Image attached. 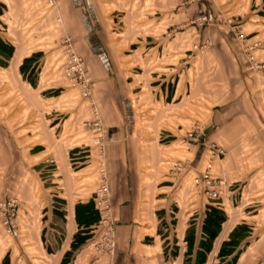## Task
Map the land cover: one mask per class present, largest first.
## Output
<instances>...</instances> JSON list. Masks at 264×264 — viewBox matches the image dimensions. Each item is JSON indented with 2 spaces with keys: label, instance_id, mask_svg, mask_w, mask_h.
Returning a JSON list of instances; mask_svg holds the SVG:
<instances>
[{
  "label": "crops",
  "instance_id": "0c3cea01",
  "mask_svg": "<svg viewBox=\"0 0 264 264\" xmlns=\"http://www.w3.org/2000/svg\"><path fill=\"white\" fill-rule=\"evenodd\" d=\"M212 1L184 9L173 21L176 0H59L55 9L43 0H0V41L13 48L12 54L0 50L5 61V66L0 63V85L12 88L10 76L22 75L21 63L37 48L46 59H62L60 44L66 36L73 38L76 54L87 60L108 126L116 224L114 253L96 249L101 235L97 223L92 237L74 249L76 235L83 231L77 206L95 204L91 158L96 150L77 116L62 130L44 116L40 129L29 123L24 128L25 139L40 143L39 149L27 146L30 163L20 167L22 176L16 180L10 174L19 165L9 166V177L18 183L13 188L21 201V233L8 236L0 222V264L6 257L9 264H62L73 249L71 264H183L190 224L196 222L200 240L206 206L214 203L194 180L212 144L226 151L212 172L227 181L220 203L228 216L212 257L234 228L247 224L250 235L238 264H264V71L248 69L244 49L257 42V57L264 62V0ZM210 11L236 17L233 28L243 33L219 24L169 35L188 15ZM120 12H129L121 35L115 32ZM157 12L166 15L158 31ZM142 27L148 32H141ZM208 37L213 46L196 50L195 44ZM5 78L8 83L2 82ZM194 126L203 130L200 142L188 137ZM18 136L0 133V140L10 141V155ZM176 162L184 170H175ZM175 238L180 253L172 256Z\"/></svg>",
  "mask_w": 264,
  "mask_h": 264
},
{
  "label": "rangeland",
  "instance_id": "374dc122",
  "mask_svg": "<svg viewBox=\"0 0 264 264\" xmlns=\"http://www.w3.org/2000/svg\"><path fill=\"white\" fill-rule=\"evenodd\" d=\"M212 0H207L208 4H211ZM203 2V0H176V3H178V10L173 11V21H175L176 17L175 15H179L182 13V11L186 8L190 7H197V4ZM263 3V2H262ZM185 12V11H184ZM129 12H120V22H119V15L116 17V23L117 28L115 32L124 33L123 29L126 28L127 24L124 21L125 15H127ZM118 13H115V16ZM143 13H136L135 15L138 16L141 19H147L148 15H145ZM157 31L160 30V23L165 20L166 15L164 17V13L157 12ZM188 20L179 22L177 24H174L172 26V29L169 31V35L173 36L176 33H180L182 31L188 30V28H192L195 26L205 27L207 30L211 29L212 27L216 25H221L224 29L229 30H235L237 34L243 33L242 28H233L235 27L233 22L236 20V17L230 16V15H217L214 12L210 11L208 13H199L197 15L196 12L188 15ZM59 21H61L59 19ZM135 21L138 22L135 18ZM144 21V25H146V20ZM218 22V23H217ZM143 24V23H142ZM163 25V24H162ZM196 28V27H195ZM248 31L247 29L244 30ZM141 32H148L147 29H144L142 27ZM211 34H208L210 36ZM69 38L70 39V46L68 42H65V40ZM211 39V37H208L204 39V41L197 46L195 44V49H199L201 52L207 51L209 48H211L213 45L210 44L208 47H205L206 40ZM212 41V39H211ZM212 43V42H211ZM64 57L62 59L57 60H49L44 57V50H41L40 48H37L36 51L41 52L42 55L37 57V59L32 60L29 63H21L20 65V71L22 73V69L25 67L26 71L22 73V75L10 76V80L12 85V88L7 87V85H0V133L3 134V131H10L12 133L19 134L18 139L15 141L16 144L13 145L12 149L15 146V150H13V155H10L9 149H8V143H10L9 140H0V167H2L3 171L0 172V202L1 201H8L9 199H16L18 201V212L21 207V201L20 198L15 194V189L13 187H17L18 183H16L13 178L9 177V166L15 165V163L19 166H17L16 171H12L13 176H17L24 173V168H22V172L20 173V167H24V165L29 164L25 159V151L27 146L29 145V148L37 147L39 146V139L34 140L28 138L25 139V130L24 128L29 123L30 126L38 127L37 129H40L42 127L41 123L43 122L42 119H44V116H47L49 121H54L55 123H59L60 127L59 130H62V125L65 124V126L68 125V121L73 116H77L79 118L78 125L82 129V131L89 132L90 135H92V146L94 147L96 152L94 153L95 156L91 158V160H95V181H96V189L99 188L100 181H101V175H102V168L103 167V159L100 158L99 155V147L96 140L99 138L96 137H103L105 145H106V152H107V143H108V130L107 125L103 113V109L101 108V105L99 101H101V95L100 93H97L94 91V79L89 74L88 66H87V60L84 58L79 57L75 50H74V41L71 36L64 37L63 41H61L60 44ZM248 47H254L253 49V55L257 62L263 64L262 69L257 70H251L249 62L247 60L248 69L255 74H259V72L264 71V62L258 59L257 57V49L259 47V44L257 42H254L251 46ZM36 52V53H38ZM78 57H74L75 55ZM246 54V52H245ZM31 57V56H30ZM1 60V66H5V61ZM5 80V81H4ZM2 82H7L8 79L5 78L2 80ZM3 84V83H2ZM32 85V86H29ZM28 87V89H26ZM25 101L27 104L25 105ZM25 105V106H24ZM26 117L29 118V120H26ZM11 119V123H9ZM13 119L14 122H13ZM31 120V122H30ZM28 142H27V141ZM31 143V144H30ZM5 144V145H4ZM93 148V150H94ZM39 149V148H38ZM38 149L34 150V155H36L35 152H37ZM87 149V148H86ZM91 157V156H90ZM224 157V156H223ZM223 157H221L218 160H222ZM54 161V160H53ZM52 159H46V162H53ZM39 162V161H38ZM39 168V167H38ZM105 168H107V175L109 180V186H110V193H111V185H110V175H109V165L108 160H105ZM195 180V179H194ZM11 182V183H10ZM19 191V190H18ZM204 191V190H203ZM12 192V194H11ZM205 192V191H204ZM94 193V196H95ZM205 194L209 197L211 201L214 202H221L220 200H213L208 193L205 192ZM18 212H17V224L19 227V235L21 233V227L18 221ZM100 220V217L98 216V222ZM0 222L2 224V219L0 218ZM97 222V228H99ZM162 222L165 223L163 220ZM3 225V224H2ZM163 225V224H162ZM165 232V231H163ZM162 232V233H163ZM17 238V237H14ZM179 240L176 238L173 239V250L171 251L172 256L178 255L180 253L179 247L177 243ZM167 243V242H166ZM246 249V243L245 241H242L240 244L239 250V256L237 258V263L239 261V258L244 255ZM214 255V253H212ZM212 255L209 256L213 259V261L207 262V264H217V256L214 258ZM188 259L187 255H184L183 264H190L193 259L189 258L188 262L185 260ZM216 259V261H214Z\"/></svg>",
  "mask_w": 264,
  "mask_h": 264
},
{
  "label": "built area",
  "instance_id": "2783aa9c",
  "mask_svg": "<svg viewBox=\"0 0 264 264\" xmlns=\"http://www.w3.org/2000/svg\"><path fill=\"white\" fill-rule=\"evenodd\" d=\"M50 8H57L59 0H43ZM65 42H68L70 46V39L67 38ZM211 39L206 40L205 47L212 44ZM246 59L249 62L251 70L262 69L263 64L256 61L253 55L254 47L245 46ZM75 55V54H74ZM78 58L76 55L74 56ZM203 136V130L200 126H194L188 133L190 140L194 142H200ZM96 140L99 147L100 158L103 159L102 175L99 188L95 193V204L98 211L100 220L98 222L99 228H101V235L95 245L96 249L101 253H114L116 249V224L113 217V205L111 201V193L109 180L107 175V168H105V160L107 161L106 145L103 137ZM226 155L225 149L212 144L210 145L209 156L204 166L203 171L198 177L195 178L196 186L204 190L213 200H222L226 193L227 181L223 178L216 177L212 170L217 159ZM177 171L184 170L182 163L176 162L173 165ZM17 212L18 201L16 199H9L8 201L0 202V218L2 219L3 227L6 234L12 238L18 237L19 227L17 224Z\"/></svg>",
  "mask_w": 264,
  "mask_h": 264
},
{
  "label": "trees",
  "instance_id": "16d2710c",
  "mask_svg": "<svg viewBox=\"0 0 264 264\" xmlns=\"http://www.w3.org/2000/svg\"><path fill=\"white\" fill-rule=\"evenodd\" d=\"M0 50L12 54L13 48L8 49L2 41H0ZM42 53L38 52L31 57L25 59L24 63H29ZM0 63L1 60H0ZM26 71L24 67L22 73ZM98 211L93 205V202L87 204H78L77 206V221L82 227L83 231L76 235L74 249L80 245H83L90 237H92V231L95 224L98 222ZM228 216L226 211L221 206L220 202L210 203L206 206L205 217L202 224V235L200 240L196 235V222L192 221L190 227L187 230L185 236V242L187 245L186 255L192 258L193 261L190 264H207L209 256L212 255L215 242L220 237L223 231L224 224L227 221ZM250 235V228L247 224H241L234 228L229 236L221 242L220 248L217 253V264H236L239 256L240 244L245 241ZM199 240V241H198ZM66 253L62 264H71L73 253L75 250ZM188 259L185 261L188 262ZM4 264H9L8 257L4 260Z\"/></svg>",
  "mask_w": 264,
  "mask_h": 264
}]
</instances>
